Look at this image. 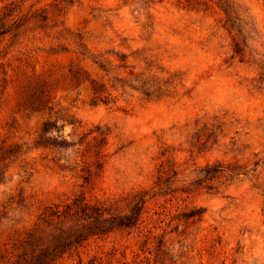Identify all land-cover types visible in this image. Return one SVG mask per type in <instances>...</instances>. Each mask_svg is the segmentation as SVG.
Returning a JSON list of instances; mask_svg holds the SVG:
<instances>
[{"label":"rangeland","instance_id":"rangeland-1","mask_svg":"<svg viewBox=\"0 0 264 264\" xmlns=\"http://www.w3.org/2000/svg\"><path fill=\"white\" fill-rule=\"evenodd\" d=\"M9 14L0 264L76 231L52 264H264V0H0Z\"/></svg>","mask_w":264,"mask_h":264},{"label":"trees","instance_id":"trees-1","mask_svg":"<svg viewBox=\"0 0 264 264\" xmlns=\"http://www.w3.org/2000/svg\"><path fill=\"white\" fill-rule=\"evenodd\" d=\"M13 14H9L8 17L9 19L5 18L3 19L2 17H0V24H2L0 26V35L7 33L8 31H10V25H14L18 22V20H14L13 22H11L10 20H12ZM43 17V15H42ZM46 18V16L44 17ZM11 25V26H12ZM104 70H108L107 67H101ZM122 81V79H121ZM26 95H27V100L29 105L31 106H40V105H46L48 103L49 100V95H50V89L46 86V84H42V87H33L31 86L29 89H26ZM148 94V93H146ZM143 203H145V201L143 200L142 197H139L138 200L136 201L134 207H133V212H131L130 214H127L125 216V218L123 219V221H121V225H126L129 226L131 224H134L137 220V214L139 215L141 208L143 207ZM75 203V207H80V205ZM142 205V206H141ZM83 207V206H81ZM80 207V208H81ZM87 209V208H86ZM85 208L83 209V211L86 210ZM100 211H102V214H106L109 213V209L108 208H103L100 209ZM92 217V216H91ZM109 218H106V220H108ZM60 223V222H59ZM56 229V227H54ZM58 230H62L60 227H57V231ZM43 231H41L40 233H33L31 234L27 240H25L24 242V247H32L33 242L35 240H38V237H40V235ZM85 240L84 238V234L80 233L79 231L73 232L71 233L70 236L63 238L62 240H59L58 243H56V245L48 248L47 250H42L43 252L41 253V256L35 261L33 262V264H52L53 261L60 256L61 254H64L68 251H70V249H72L73 247H76L77 245H80L83 241ZM25 256H23V258H21L22 262L26 263V256L27 254H24ZM34 260V258H33Z\"/></svg>","mask_w":264,"mask_h":264}]
</instances>
